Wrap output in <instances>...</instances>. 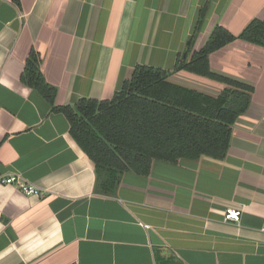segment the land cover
I'll return each mask as SVG.
<instances>
[{"label":"crops","instance_id":"obj_1","mask_svg":"<svg viewBox=\"0 0 264 264\" xmlns=\"http://www.w3.org/2000/svg\"><path fill=\"white\" fill-rule=\"evenodd\" d=\"M254 18L264 0H0V177L38 190L0 184V264H264L263 46L236 39L209 54L212 72L253 88L223 159L154 160L110 194L94 190L65 115L21 81L34 51L55 104L110 99L137 64L172 70L215 25L237 35ZM168 80L212 96L224 86L185 70Z\"/></svg>","mask_w":264,"mask_h":264},{"label":"trees","instance_id":"obj_2","mask_svg":"<svg viewBox=\"0 0 264 264\" xmlns=\"http://www.w3.org/2000/svg\"><path fill=\"white\" fill-rule=\"evenodd\" d=\"M207 10V4L199 10L187 52ZM236 39L264 47V18L252 19L237 35L215 25L200 50L190 58L186 52L179 55L172 70L137 64L110 99L82 97L72 105L55 104L56 89L40 72L34 51L26 59L21 81L53 111L65 115L70 134L94 164V190L110 194L124 172L148 175L154 160L225 157L232 125L247 109L253 88L212 72L209 54ZM179 70L221 82L223 89L212 96L170 82L169 75Z\"/></svg>","mask_w":264,"mask_h":264},{"label":"built area","instance_id":"obj_3","mask_svg":"<svg viewBox=\"0 0 264 264\" xmlns=\"http://www.w3.org/2000/svg\"><path fill=\"white\" fill-rule=\"evenodd\" d=\"M0 184L14 185L21 192L26 194H37L38 190L34 185L26 183L20 177L15 175H6L0 177ZM240 212L238 210H227L225 212V219L238 220Z\"/></svg>","mask_w":264,"mask_h":264}]
</instances>
